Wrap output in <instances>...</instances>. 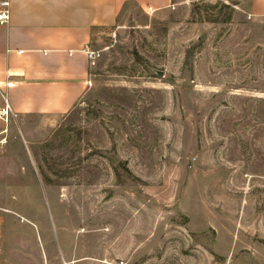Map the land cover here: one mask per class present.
I'll return each instance as SVG.
<instances>
[{"label":"rangeland","instance_id":"rangeland-1","mask_svg":"<svg viewBox=\"0 0 264 264\" xmlns=\"http://www.w3.org/2000/svg\"><path fill=\"white\" fill-rule=\"evenodd\" d=\"M93 49L69 112L0 117L3 264H264V15L128 2Z\"/></svg>","mask_w":264,"mask_h":264},{"label":"crops","instance_id":"crops-1","mask_svg":"<svg viewBox=\"0 0 264 264\" xmlns=\"http://www.w3.org/2000/svg\"><path fill=\"white\" fill-rule=\"evenodd\" d=\"M0 23V90L15 115H60L87 93L93 64L87 54L101 26L116 22L128 2L163 9L172 0H9ZM264 15V0H252ZM1 132V130H0ZM3 214L0 212V264Z\"/></svg>","mask_w":264,"mask_h":264},{"label":"built area","instance_id":"built-area-1","mask_svg":"<svg viewBox=\"0 0 264 264\" xmlns=\"http://www.w3.org/2000/svg\"><path fill=\"white\" fill-rule=\"evenodd\" d=\"M150 10H153L152 7L149 8ZM10 17V1L9 0H0V23L6 22ZM87 54L90 58V61L92 64L96 63V60L99 56V51L96 49H89L87 51ZM6 102L5 104L0 107V117L3 119H7L11 112V106L5 98Z\"/></svg>","mask_w":264,"mask_h":264},{"label":"water","instance_id":"water-1","mask_svg":"<svg viewBox=\"0 0 264 264\" xmlns=\"http://www.w3.org/2000/svg\"><path fill=\"white\" fill-rule=\"evenodd\" d=\"M159 73H160V74H162V72H161V71H160Z\"/></svg>","mask_w":264,"mask_h":264}]
</instances>
